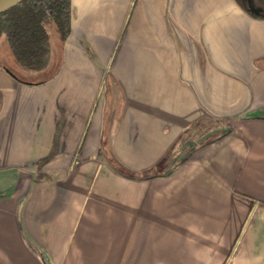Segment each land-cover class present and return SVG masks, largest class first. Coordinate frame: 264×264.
Returning <instances> with one entry per match:
<instances>
[{
    "label": "crops",
    "instance_id": "obj_1",
    "mask_svg": "<svg viewBox=\"0 0 264 264\" xmlns=\"http://www.w3.org/2000/svg\"><path fill=\"white\" fill-rule=\"evenodd\" d=\"M0 264H264V16L71 0L45 68L0 47Z\"/></svg>",
    "mask_w": 264,
    "mask_h": 264
},
{
    "label": "trees",
    "instance_id": "obj_2",
    "mask_svg": "<svg viewBox=\"0 0 264 264\" xmlns=\"http://www.w3.org/2000/svg\"><path fill=\"white\" fill-rule=\"evenodd\" d=\"M252 2L264 8V0ZM253 14L264 16V12ZM70 32L71 0H21L0 12V38L5 35L17 62L25 69L45 68L51 38L64 41Z\"/></svg>",
    "mask_w": 264,
    "mask_h": 264
},
{
    "label": "water",
    "instance_id": "obj_3",
    "mask_svg": "<svg viewBox=\"0 0 264 264\" xmlns=\"http://www.w3.org/2000/svg\"><path fill=\"white\" fill-rule=\"evenodd\" d=\"M21 0H0V12L16 5ZM244 5L253 13L260 14L264 12V8L255 5L252 0H242Z\"/></svg>",
    "mask_w": 264,
    "mask_h": 264
},
{
    "label": "rangeland",
    "instance_id": "obj_4",
    "mask_svg": "<svg viewBox=\"0 0 264 264\" xmlns=\"http://www.w3.org/2000/svg\"><path fill=\"white\" fill-rule=\"evenodd\" d=\"M57 40V37H55V36H53L52 38H51V44L54 42V41H56ZM0 47L1 48H6V49H10V45H9V43H8V40H7V38L5 37V35H3V36H1V38H0ZM19 74H20V76H22L23 78H27L29 75H27V74H24V73H21V72H19V71H17Z\"/></svg>",
    "mask_w": 264,
    "mask_h": 264
}]
</instances>
